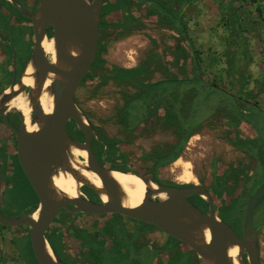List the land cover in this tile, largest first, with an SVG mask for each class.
I'll return each instance as SVG.
<instances>
[{
  "label": "water",
  "instance_id": "water-1",
  "mask_svg": "<svg viewBox=\"0 0 264 264\" xmlns=\"http://www.w3.org/2000/svg\"><path fill=\"white\" fill-rule=\"evenodd\" d=\"M31 22L33 51L16 81L15 71L12 82L0 92V118L16 137V156L18 164L34 191L37 207L32 213H21L8 217L0 211V225L9 228L26 226L31 251L37 264H64L52 250L46 239V232L57 212L64 209L70 213L102 216L118 214L158 228L165 235L185 244L196 255L199 264H234L229 250L236 248L237 264H260L258 237L260 228L253 227L256 208L264 200V184L248 198L242 235L237 236L233 229L217 218L209 193L199 187L174 188L157 184L149 178L134 172H122L138 177L145 185L143 200L139 206L130 207L122 188L112 178L115 170L102 167L93 154L90 141L95 136L93 125L78 108L75 96L90 72L99 47V20L103 0H39L36 10L29 13L18 7L14 0H8ZM187 6L179 11L175 25L181 27V17ZM51 29V37L47 30ZM53 44L55 60L50 62L43 49L44 41ZM190 47V43L188 42ZM191 48V47H190ZM13 54L12 63L15 61ZM33 69V85L22 83L28 67ZM195 73L200 88L215 91L232 100V96L217 86L205 82L196 65ZM46 88L52 97V109L46 114L40 106V97L46 80ZM28 89V92H26ZM23 95L30 107V124L35 125L33 132L26 130L23 116L18 128L7 119L11 109L9 102ZM73 121L83 133L84 140L79 142L69 137L66 125ZM82 152L85 160H75L70 150ZM85 162V165L82 163ZM90 172L99 182L94 186L85 179L78 169ZM59 172L68 174L78 184L77 194L70 197L54 186ZM119 172V171H116ZM155 185L152 188L151 185ZM85 186L94 192L100 203H93L79 196V188ZM2 173L0 161V197ZM160 195L164 198L161 199ZM199 196L209 203L207 213H202L187 199ZM106 200L103 201L102 198ZM72 205L73 209L69 206ZM36 213V218L33 215ZM208 233V240L205 235Z\"/></svg>",
  "mask_w": 264,
  "mask_h": 264
},
{
  "label": "rangeland",
  "instance_id": "rangeland-1",
  "mask_svg": "<svg viewBox=\"0 0 264 264\" xmlns=\"http://www.w3.org/2000/svg\"><path fill=\"white\" fill-rule=\"evenodd\" d=\"M110 1L122 10L123 14H126V10L122 9L120 0ZM162 1L166 2V0ZM256 1L255 3L252 0L236 1L234 6L238 10L240 22L238 25L239 29L235 25L237 27L235 35H233L230 28V0H197L189 8H186L181 21L185 24L186 32L194 42L195 48L200 52L202 69L199 67V70L202 79L208 84L219 86L228 93L249 99L256 98L259 107L264 111V0ZM258 7L262 10L261 16L255 14ZM0 12H7L8 15L15 13L9 7ZM134 13L135 16H138L137 11H134ZM15 15L17 14L15 13ZM18 18H16L17 23H20L18 25L12 24L9 19L6 21L0 20V56L1 53L7 50V47L12 48L11 58H13V54L15 56L12 66L9 65V57H0V88L10 84V72H12V69L13 72L21 74L24 62L26 61L25 64L27 63L33 51L31 36L28 35L23 20L19 16ZM141 26L137 28L125 26L124 30L119 31L117 27L110 25L106 29V36L103 37L104 42L100 54V59L106 65L97 66L90 70V79L85 77L87 81L78 89L75 102L93 125L96 139L99 134L101 136L110 135L115 140L128 142L133 146L140 147L142 152H135L126 145H119V149L125 151V160L131 171L151 175L150 170L153 162L143 158L141 154L149 152L156 145L173 144L176 142V138L170 129L163 128L160 124H157L152 129H144L140 133L127 131L119 113L123 105L122 94L124 92L133 94L138 91V87L134 85L124 86L112 81L99 84L98 79L94 80L96 77L109 75L106 66L110 65L128 70L136 68L141 62L148 63L149 70L153 69L148 74L147 81L150 83L167 77L166 70L169 76L176 75L181 80L183 79L182 69L184 68L185 76L190 79L193 77L194 68L190 60L185 65L174 66L167 61L168 58L166 57L170 54L169 48L173 47L177 40L180 39V35L171 24L167 21L160 23L157 17H153L146 25ZM160 55L163 63L162 67L151 60L153 56ZM232 58L233 60H231ZM232 61H235V64L233 63L232 65ZM230 70L238 72L237 75L234 76L231 73L230 75L232 76H229ZM242 72L244 73L245 81H240ZM209 93L212 94L209 100V112L206 115H201L205 117L204 120L196 127V131L188 139L180 156L173 163L158 168L154 175L157 180L177 185L197 184L198 180L196 178L194 182H189L188 184L179 183L176 180V177L178 178L182 175V168L174 163L180 160L182 163L190 164L191 174L193 177L198 176L205 187L211 188L212 185V188L215 189L214 182H212L215 176L214 145H216L212 137V106L218 101L220 102L221 98H224L217 92L209 91ZM220 103L224 104L223 101ZM249 111L254 113L251 108H249ZM96 129L100 130L99 134ZM2 142L7 147L8 155H11L12 150H14L12 149L14 148V137L0 126V144ZM216 146L218 152L221 155H225L224 164L229 162L227 158H232L231 155L235 157L233 153L229 154V149L228 152L226 151V146L221 144ZM100 154L104 158H109V149L104 147V152ZM12 165L15 169L10 180L15 182L14 180L19 178L18 169L15 163H12ZM2 183L5 188L8 185L7 179L5 178ZM263 184L264 172L261 174L255 172L250 190H256ZM220 185L224 186L222 195L224 198L221 201L222 208L220 212L223 213V211L231 208L228 217L234 223H239L242 215L241 206L244 201L241 203L239 199L238 201L241 204H235L237 198L234 196L237 195L236 189L238 185L228 184L224 180L220 181ZM22 189L26 190L24 187ZM19 191L20 188L17 187L15 190L8 189L3 192V196L0 198V208L9 211L25 205V201L21 198ZM259 214H264V208L259 210ZM262 228L258 238L260 264H264V224ZM64 229L67 228L64 227ZM106 230L108 231V229ZM109 230L114 233L115 239L122 246L127 245L126 237L113 224L109 227ZM24 234V226L11 229L4 226L0 227V264H35L27 249H24V251L21 249L24 242L19 238ZM104 239L102 238L101 243L94 237L83 236V244L96 256L97 264H129L127 259L121 257L119 253L108 252L105 249L106 242ZM57 250L60 257L64 259L61 253L62 247L58 245Z\"/></svg>",
  "mask_w": 264,
  "mask_h": 264
},
{
  "label": "flooded vegetation",
  "instance_id": "flooded-vegetation-1",
  "mask_svg": "<svg viewBox=\"0 0 264 264\" xmlns=\"http://www.w3.org/2000/svg\"><path fill=\"white\" fill-rule=\"evenodd\" d=\"M14 1L18 7L24 9L29 13H33L36 10L39 2V0ZM120 3L123 6L124 10H126V14H123L122 10L117 8V6L112 3V1L103 0L99 20L98 50L100 48L102 51L104 42L103 37L106 36L105 31L110 25L117 27L119 31H122L126 26L125 24L127 23V18H130L131 21V23L127 26H134V28H137L141 25L144 26L148 21L152 20V16L150 15L148 10L149 6L151 5V0H146L144 3H140L137 0H120ZM10 5L11 3L8 0H0V11H3ZM14 10L19 12L16 8H14ZM133 10L138 12V16H135ZM10 15H8L7 12H0V20L6 21L9 19L14 25L20 24L16 21V18L18 19V15H15V13H12L11 17ZM23 22L25 23L28 35H30L31 39H33L30 20H23ZM50 33L51 29H48L47 34ZM20 75L21 74L15 73L16 81L18 80ZM12 79L13 69L10 80L11 82ZM9 85L10 84L6 85L5 87L3 86L1 91H3V89L8 87ZM217 87L220 88L219 86ZM27 92L28 89H26L25 93ZM228 94L232 96V100L227 98L229 100L228 102L226 99L224 100L221 98V101H223L224 104H221V101L219 102L218 99V102L213 104L212 106V137L214 138V142L216 145L221 144L223 146H226V151L228 152L229 149V154L233 153L235 157L231 155L232 158H227V161L229 162L224 164L223 161L225 155H221V153L218 152L217 146L214 145V180L216 179L218 183L224 180L228 184L238 185V188L236 189L237 195L234 196L235 198H237L235 203L237 204L240 201L242 203L244 201L243 205L241 206V212L244 219L247 200L255 192V190H250L255 172L259 174L264 172V111L259 107L258 100L256 98L249 99L231 93ZM249 108L253 109L254 113H250ZM13 111L14 110L12 109L7 112V119L8 122H11L10 124L13 127L18 128L20 117L16 112L15 114H13ZM71 122L73 121H69L66 125L69 137L73 140L83 142V133L82 136H76L73 131L69 129V125L71 124ZM0 126H2L4 129L7 128L9 131L7 129L6 130L11 135H13L14 148L12 149L14 150H12L11 155L12 157L14 155L16 156V137L14 133L3 123L1 118ZM75 129H77L76 126ZM95 139V136L91 138V150L95 155L97 162L102 167L107 168L108 166H110L111 162L109 158H104L100 154L95 146ZM2 144L3 142L0 144V146ZM130 147L133 149L136 148L138 149V151H141V148L138 146H133L132 144H130ZM124 162L126 167L130 170L129 165L126 163V160ZM122 164L123 163H119V166H122ZM135 173L149 179L151 178L150 174L147 175L143 173ZM194 178L198 180V183L195 185L189 184L192 186H183L177 184H174L175 186H171V184L173 183H163L168 184V187L174 188L199 187L206 190L212 199L213 211L217 218L227 223L233 229L237 236H241L242 231L241 233H237L235 229L239 227V225H241L242 230L243 219L241 223L239 222L240 224L234 223L227 215L229 209L223 211V213L220 212L222 208V202L220 203V196H218L217 192L212 188V185L211 188H207L201 183V179L198 176H194ZM86 188L87 187L85 186L79 188V196L85 200L99 204L100 199L98 198V196L94 192L90 193L86 190ZM187 199L202 213L208 212L209 203L205 199L195 195L188 196ZM239 199L240 201H238ZM69 208L73 209V206L70 205ZM262 208H264V200L260 203V205H258L253 216V227L256 228V223H258L260 234L263 229L262 227L264 224V214L258 215V213ZM0 211L2 210L0 209ZM257 216L259 217L256 219ZM111 223L116 229L120 230L124 234V237H126L127 239V245L122 246L119 241L115 239L114 233L109 230V227L112 226ZM64 227L67 229L63 230ZM106 229H108V231ZM53 232L60 234L64 239L61 253L66 264H97L96 256H94L91 250H89L86 245L83 244L84 235L94 237L100 242L102 238H105V249L108 250V252L111 251L114 253H119L121 257L127 259L129 264H199L195 253L185 244L165 235L158 228L152 225H148L118 214L95 216L82 213L73 214L64 209H61L57 212L56 216L52 220L49 229L46 232V236L51 235ZM107 244L108 246H106ZM136 260L139 262H137Z\"/></svg>",
  "mask_w": 264,
  "mask_h": 264
},
{
  "label": "trees",
  "instance_id": "trees-1",
  "mask_svg": "<svg viewBox=\"0 0 264 264\" xmlns=\"http://www.w3.org/2000/svg\"><path fill=\"white\" fill-rule=\"evenodd\" d=\"M140 3H144L146 0H137ZM197 0H166V2L162 0H151V5L149 6V13L153 17H157L160 23L168 22L173 26V28L180 35V39L174 44L173 47L169 48V55L167 61L171 63V65H185L188 60H190L192 67L194 68L193 77L190 79L185 76V69H182L183 79H178L176 75L168 74L167 70L165 71L167 77L162 80H159L154 83H150L147 81L149 72L153 71V69L149 70V65L146 62H141L134 69H123L117 68L115 66H106L108 68L109 75L106 77H96L95 81L98 79L99 84H103L107 81H112L116 84L128 86L134 85L138 87V91L130 94L123 93V105L119 110L120 117L122 123L125 124V128L129 132L140 133L144 129H152L157 124H160L161 127L167 128L171 130V133L176 138V142L173 144H164V145H156L149 152L141 154L143 158L149 159L153 161V166L150 170L151 178L150 180L164 186H168V184L163 183L155 178V173L160 167H164L170 163H173L181 154L184 149L185 144L187 143L190 136L196 131V127L204 120L206 115L209 112V100L212 96L208 90H204L200 88L197 83V77L195 73V67L198 65L200 68L202 66L200 52L195 48L194 42L191 40L190 36L186 32L185 24L181 21V27L177 28L175 25L176 17L183 6L190 7ZM237 0H230L229 9L231 11L230 16V28L233 35L237 33V27L239 29V13L235 8V3ZM253 3L257 2L256 0H252ZM178 4V5H177ZM10 8L14 10V8L10 5ZM175 7V8H174ZM122 9L123 6H122ZM257 12L255 14L261 16L262 10L260 7L256 9ZM14 12L22 19L27 20L24 16H22L19 12L14 10ZM12 15V14H11ZM10 15V17H11ZM19 19V18H18ZM17 21V19H16ZM126 26L131 23L130 18L126 19ZM237 25V27H235ZM51 33L47 34V37H51ZM33 44V39H31ZM152 43H154L151 40ZM190 43V47L188 45ZM7 52H9V65L12 63V48L7 47ZM101 49L99 48L97 57L92 64V68L97 66H105V62L100 59ZM233 56V55H232ZM231 56V57H232ZM264 56V49H263ZM153 62H156L158 66L162 67V58L160 56H156L151 58ZM233 60V58L231 59ZM26 62V61H25ZM25 62L23 67H25ZM233 65V64H232ZM24 69V68H22ZM90 69V70H91ZM23 71V70H22ZM21 71V73H22ZM10 72V71H9ZM12 76V72H10ZM85 77L90 79V73H88ZM87 79L83 80V83L86 82ZM0 88V92H1ZM4 90V89H3ZM215 92V91H211ZM226 99L223 95H220ZM231 103V102H230ZM83 112V111H82ZM15 114V111H13ZM85 115V113L83 112ZM202 115V116H201ZM86 116V115H85ZM9 123H11L9 121ZM7 129V128H6ZM69 129L73 131L76 136H82V132L75 129V125L73 122L69 125ZM8 130V129H7ZM9 131V130H8ZM100 130L96 129V132L99 134ZM96 148L100 153L104 152V147L109 149V160L111 162L110 166L107 168L110 170H115L119 172H131L125 165V151L119 149V145H126L130 147L128 142H122L119 140H115L113 136L106 135L101 136L95 139L94 141ZM131 148V147H130ZM135 152H138V149H133ZM142 152V151H141ZM0 161H1V173H2V182L6 178L8 185L4 188V184L2 183V191L1 197L3 196V192L8 189H16L20 188V196L25 201V205L22 207L6 211L5 209H1V213L8 217H17L21 213H32L37 207V198L34 191L31 189L30 184L22 173L19 164L17 162V157L14 155H8V151L6 149L5 144L3 143L0 146ZM12 163H15L18 169L19 178L11 181V176L14 173V166ZM119 163H123L122 166H119ZM135 173V172H134ZM7 176V177H6ZM213 184L215 185V191L217 192L220 200L224 198L223 191L224 186H221L220 183L215 179H213ZM171 186H175L171 184ZM184 186V185H183ZM192 186V185H187ZM24 187L23 190L22 188ZM87 191L93 193L90 189L86 188ZM0 197V198H1ZM29 202V204H28ZM236 204V203H235ZM231 209V208H230ZM227 215L229 216V211ZM242 213V212H241ZM243 215H241L242 222ZM256 228L259 227V224L256 223ZM0 227H3L0 225ZM25 227V234L21 236L19 239L23 240L24 244L22 246V251L27 249L30 253L31 258L34 263H36L30 246V241L28 237V229ZM9 228V227H5ZM11 229V228H9ZM237 233H241V225L235 229ZM47 242L52 248V250L56 253V255L60 258V260L64 263L65 261L60 257L57 247H62L64 243V239L60 234L53 232L51 235L46 236ZM259 247V245H258Z\"/></svg>",
  "mask_w": 264,
  "mask_h": 264
},
{
  "label": "bare ground",
  "instance_id": "bare-ground-1",
  "mask_svg": "<svg viewBox=\"0 0 264 264\" xmlns=\"http://www.w3.org/2000/svg\"><path fill=\"white\" fill-rule=\"evenodd\" d=\"M43 49H44L45 55L49 58L50 62H54L55 54H54L52 42L49 40L44 41ZM32 74H33V69L29 66L26 70L25 77L22 80V83L27 87H31L33 85V79L31 77ZM49 84H50V80L48 79L45 82V85H44L45 89L43 90L41 97H40V106L42 107L43 112L46 114H48L52 109V97L49 95L46 89L49 86ZM9 107L11 109L12 108L16 109L17 111L21 113L24 119L26 130L28 132H33L36 129L35 125L30 124V118H29L30 107L28 105L27 99L23 95H18L17 97L12 99L9 102ZM70 154L74 160L77 157H81L83 160H85V157H86L82 152L75 150V149H71ZM174 164L176 166L180 165V167L182 168V175L178 178L176 177V180L179 183L183 182V183L188 184L189 182L195 181V178L191 174L189 163H182L180 160H177ZM82 165H85V162H83ZM73 166L75 169H78L76 168L75 164ZM78 171H80L82 176L88 181H90L94 186L96 187L99 186L98 180L94 178L90 172H87L83 169L82 170L78 169ZM112 178L122 188L126 196L127 203L130 207H136L141 204L146 187L144 183L138 177L130 175V174H124L122 172L114 171L112 173ZM54 186L58 190L66 194L67 196L75 197L77 194V188L79 185L76 184L74 180L68 174L59 172V174L54 179ZM151 187L155 188V185L152 184ZM160 198L163 199L164 196L160 195ZM102 200L105 201L106 199L103 197ZM33 217L36 218V213L33 215ZM205 237L208 240L209 238L208 233H206ZM237 253L238 251L236 248H231L229 250V257L233 260L234 264H237L236 262Z\"/></svg>",
  "mask_w": 264,
  "mask_h": 264
},
{
  "label": "crops",
  "instance_id": "crops-1",
  "mask_svg": "<svg viewBox=\"0 0 264 264\" xmlns=\"http://www.w3.org/2000/svg\"><path fill=\"white\" fill-rule=\"evenodd\" d=\"M188 8H189V7H188ZM5 53H6V54H5ZM0 57H2V58H3V57H9V52H7V50H5L4 53H1V56H0ZM233 63L235 64V61H234V62L232 61V64H233ZM201 69H202V67H201ZM231 73L234 74V76H235V75H237L238 72H236V71H231V70H230V71H229V76H232V75H230ZM241 74H242V75L239 74L240 76H242V77L239 76V77H240V81H245V77L243 76L244 73L242 72Z\"/></svg>",
  "mask_w": 264,
  "mask_h": 264
}]
</instances>
